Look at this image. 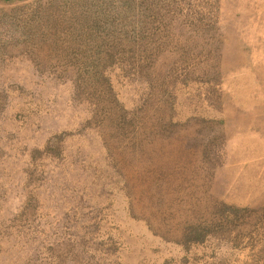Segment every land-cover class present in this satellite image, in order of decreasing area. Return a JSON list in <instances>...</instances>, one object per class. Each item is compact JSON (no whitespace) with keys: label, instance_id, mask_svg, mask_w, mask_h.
<instances>
[{"label":"rangeland","instance_id":"1","mask_svg":"<svg viewBox=\"0 0 264 264\" xmlns=\"http://www.w3.org/2000/svg\"><path fill=\"white\" fill-rule=\"evenodd\" d=\"M50 1L0 0V264H264V0H58L33 20ZM65 49L106 64L124 140L74 100ZM156 180L256 212L186 247L149 225Z\"/></svg>","mask_w":264,"mask_h":264},{"label":"trees","instance_id":"2","mask_svg":"<svg viewBox=\"0 0 264 264\" xmlns=\"http://www.w3.org/2000/svg\"><path fill=\"white\" fill-rule=\"evenodd\" d=\"M53 3L50 1L48 7L37 5L29 15L32 16L33 20L40 19L42 22L44 18H50L54 10L59 9L55 8L52 11L51 5L58 3L61 8L67 7V3L60 4L58 0ZM87 36L91 42L96 38L99 39L93 33ZM150 43H152V39L146 34L140 39V45L125 49L124 54L128 61L140 67L141 64L136 63V60L148 58L150 54L155 52L156 48L152 44L149 45ZM96 47L94 53L99 56V52L104 50L100 44H96ZM96 47L92 46L91 48ZM55 49L54 52H57L59 47ZM70 51V49L63 50V59L72 61L59 63L58 68L64 74H71L70 77H65V79L70 80L72 83L74 100L91 106L93 118H100L99 121L102 122L99 124L105 139L110 140L115 134L118 138L124 140L126 138L125 133H128L131 123L129 124L126 119V109L123 102L119 101L115 95L110 77L103 74L102 67H105L106 64L104 65L100 60L93 63L77 61L78 56L86 57L85 52L91 50L80 51V53L77 50ZM116 52V49L113 48V51H111L110 48L105 51V54L111 55L112 58ZM52 66L55 72L57 70L56 65L53 64ZM223 66L220 64L210 67L205 74L219 78L224 73ZM143 68L141 67L140 70ZM93 118H91V122ZM138 148L140 149V147ZM207 164L210 165L211 163L208 162ZM208 165L201 169L203 175L198 179L200 180V187L204 185V182L208 179L207 175L212 169ZM154 185L155 187L152 185L150 191V207L152 210L149 214V225L151 229L163 239L183 244L186 247L193 243L204 242L211 233H226L230 229L244 227L250 219L252 220L253 212H256L250 206H241L222 198H212V193L205 192L200 196V194L194 195L187 192L177 196L171 190L162 188L163 181L156 180Z\"/></svg>","mask_w":264,"mask_h":264}]
</instances>
